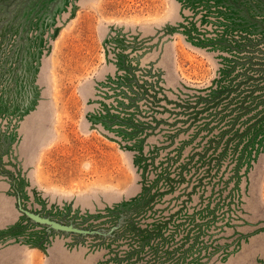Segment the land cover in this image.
<instances>
[{
    "label": "rangeland",
    "instance_id": "1",
    "mask_svg": "<svg viewBox=\"0 0 264 264\" xmlns=\"http://www.w3.org/2000/svg\"><path fill=\"white\" fill-rule=\"evenodd\" d=\"M0 264H264V0H0Z\"/></svg>",
    "mask_w": 264,
    "mask_h": 264
}]
</instances>
